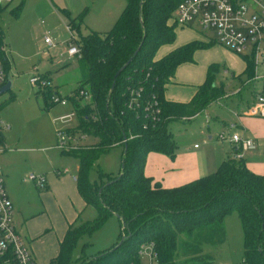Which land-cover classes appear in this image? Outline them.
Returning a JSON list of instances; mask_svg holds the SVG:
<instances>
[{
  "label": "trees",
  "instance_id": "1",
  "mask_svg": "<svg viewBox=\"0 0 264 264\" xmlns=\"http://www.w3.org/2000/svg\"><path fill=\"white\" fill-rule=\"evenodd\" d=\"M182 1L126 0V8L107 32L82 34L85 13L71 18V37L76 36L83 51L73 94L85 92L78 99L67 96L76 107L78 126L74 132L96 138L97 143L65 152L78 159V190L97 215L80 225H70L59 254L49 264H142L143 245L152 246L158 264H212L213 257L205 253V246L225 241V219L233 213L242 223L245 262L264 264V175L234 159L224 161L212 174L177 187H164L146 175L151 152L176 156L178 145L169 128L172 122L190 120L226 96L224 87L215 82L219 65L213 64L191 101L165 98L178 66L193 61L197 50L212 45L193 41L157 58L163 46L176 41L174 16ZM2 40L0 36L1 45ZM138 49L133 61L116 76ZM245 59L247 67L240 77L253 76V62ZM8 67L6 63L9 71ZM139 86L144 87V102L153 97L159 102L160 120L152 121L143 108L136 111L128 107L130 89ZM53 91L44 93L50 98ZM118 145L124 147L125 166L120 174L101 171V183L93 182L90 173L95 163ZM117 215L124 241L96 256L76 258L80 240Z\"/></svg>",
  "mask_w": 264,
  "mask_h": 264
},
{
  "label": "rangeland",
  "instance_id": "2",
  "mask_svg": "<svg viewBox=\"0 0 264 264\" xmlns=\"http://www.w3.org/2000/svg\"><path fill=\"white\" fill-rule=\"evenodd\" d=\"M126 5V0H11L0 8L2 53L8 61H5L7 65H11L9 74L13 80L12 89L0 96V148L3 150L0 159L5 185L11 198L19 196L21 200V206L18 205V199L15 202V217H19L21 210V214L28 218L38 217V222L55 220L57 225L56 229L52 230L53 236L56 231L61 232L66 218L77 210L81 214L77 225L93 220L97 212L92 207L81 211L79 194L75 193V190L71 191L68 185L54 183L61 177L57 173L59 168H68L70 173L67 176L75 183L79 161L74 155L57 147V135L62 129L77 127L78 118L73 115L71 104H52L44 91L31 84L30 78L34 74L48 73L54 88L61 86L63 94H70L79 78V59L68 54L72 40L69 17L74 19L85 13L84 21L89 27L103 30L101 28L106 25L110 15H117L113 23L110 20L107 25L111 30ZM177 31L206 34L219 45L217 32L203 30L197 23L191 24V27L178 26ZM81 32L88 34L86 25L81 27ZM75 34L77 35L76 32ZM46 39L51 43L47 44ZM219 46L227 52H223L225 57L215 70V82L224 87L226 97L219 100L220 103L211 105L188 127L182 123H186L185 120H178L180 122L174 123L172 127L180 150L192 154L200 166L205 165L210 169L215 165L214 170L220 167L224 159L230 157L231 152L230 143L221 139V134L229 136V133L241 132L244 129L253 136L257 130L264 131V117L240 114V97L243 94L253 97L252 84L244 85L246 77L239 76L240 67L246 63V59L231 52L221 43ZM260 86L258 84L257 88ZM232 125L237 127L233 129ZM87 141L92 143L95 140L89 137ZM261 143L264 146V140H261ZM196 144L199 149L194 148ZM123 155V146L118 145L108 150L95 163L90 179L101 183V171L118 176ZM250 156L252 154H248L246 159L250 160ZM31 174L47 179L51 186L48 190L53 192L50 197L41 196L48 190H40L38 185L29 179ZM41 211L44 214L38 213ZM225 220L228 244H222L218 252H223L221 249L224 250V247L230 245L237 252L235 260H229L225 249L220 256L214 255L212 264H245L244 233L239 215L230 214ZM121 233L122 222L119 217H110L100 230L85 235L80 240L75 257H93L116 246L123 239ZM141 263L151 264L150 257L142 254Z\"/></svg>",
  "mask_w": 264,
  "mask_h": 264
},
{
  "label": "built area",
  "instance_id": "3",
  "mask_svg": "<svg viewBox=\"0 0 264 264\" xmlns=\"http://www.w3.org/2000/svg\"><path fill=\"white\" fill-rule=\"evenodd\" d=\"M11 0H0V8ZM178 26H189L197 23L203 30H215L218 41L231 51L251 59L254 65L253 76H245L244 85L252 88L253 100L245 108V114L264 117V0H183L174 16ZM69 29L74 33L72 28ZM76 35V34H75ZM46 43L51 41L46 39ZM3 47L0 44V89L10 78L6 69V59L3 57ZM68 54L81 59L83 51L74 36L69 44ZM31 84L41 91L53 89L50 101L54 105L68 106L71 104L73 115L77 116L76 107L71 98L64 97L54 88L52 80L45 75L34 74L30 78ZM260 84V88L257 85ZM144 87L130 89L128 107L133 110L143 108L152 121L160 120L161 108L155 97L147 102L142 99ZM85 96V92L72 94V97ZM90 99L89 96L86 97ZM71 115H69L70 117ZM75 128V127H74ZM74 128L58 131L57 147L64 151H78L89 148L87 135L74 132ZM134 137V136H132ZM221 139L229 140L234 145V160H242L244 153L256 151L259 148L257 140L249 135L235 132L229 136L220 135ZM0 148V154L2 153ZM29 179L36 182L40 188H46L47 180L44 176L31 174ZM146 254L151 264H158L157 256L151 245H143L140 255ZM0 264H38L23 237L19 233L14 220V205L7 192L3 166L0 159Z\"/></svg>",
  "mask_w": 264,
  "mask_h": 264
},
{
  "label": "crops",
  "instance_id": "4",
  "mask_svg": "<svg viewBox=\"0 0 264 264\" xmlns=\"http://www.w3.org/2000/svg\"><path fill=\"white\" fill-rule=\"evenodd\" d=\"M110 16L111 17L106 22V25L102 26L103 28H101V29H103V30L92 29L91 27H89V24L86 21H83L81 27L86 25L89 32L90 31L107 32L110 29L109 26H107V25H109L108 24L109 21L112 20V23H113V21L117 17V15H110ZM68 17H69V15H68ZM69 18L71 20V17H69ZM110 25H112V24H110ZM185 27H191V25L185 26ZM80 32H81V29H80ZM193 41H201L203 43L212 44V45L208 48L197 50L194 53V60L193 61L185 62V63L181 64L180 66H178L176 73H175V77L173 79V82L167 86L166 91H165V98L168 101H175V102H189V101H191L192 98L194 97V95L196 94L198 87L200 85L204 84V82L206 81L209 67L213 64L220 65V63L223 61V59L225 57V54H223V52H227L225 49H222V47L219 46L220 43H219V45H217L218 43H216V41L214 39H209L206 34L200 35L198 33H194L193 31L192 32L191 31H188V32L177 31L176 41L173 44L163 46L159 50L157 58L158 59L162 58L165 55H167L168 53L172 52L173 50H175V49H177L183 45H186L190 42H193ZM246 67H247V62L243 66L240 67L241 70H240L239 76L243 75V72L245 71ZM9 70H11V65L9 66ZM41 75H44V74H41ZM46 75H48V77L52 80L51 76L48 73ZM78 80H79V78H78ZM78 80L76 82V87L70 91L71 92L70 94L69 93L63 94L61 92V88H60L61 86H56V90L59 91L64 97L72 95L73 92L75 91V89L77 88ZM240 80L242 81V79H240ZM245 97H247L249 99H245ZM252 100H253V97L250 98L248 95L246 96L243 94L240 97L239 105L242 106V107L240 106V108H241L240 114L241 115L242 114L247 115V114H245L244 111H245L246 105L248 103H251ZM220 101L217 100V101L213 102L211 105H213L214 103H217V102L220 103ZM208 108H206L203 112H201L199 115H197L196 117H194L190 120L183 119L186 121V123H184L182 121L181 122L188 127L190 125V123H192V121H194L195 119L200 117L204 112L207 111ZM178 122H180V121H174L169 125V128H170L172 133H173L172 127H174V125H175L174 123H178ZM236 127H237L236 125H232L233 129H235ZM235 132H238V131H235ZM238 133H241L243 135H249L247 133V131L244 129H242V131L238 132ZM173 135H174V133H173ZM229 135H231V133H229ZM249 136H251L255 140H257V142L259 144V148L256 151L244 153V157L242 160L245 162V164L247 165V167L250 170H252L253 172H255L257 174L264 175V146L261 145L262 144L261 140H264V131H261V130L258 131L257 130L256 135H253V136L249 135ZM174 138L176 141L175 135H174ZM93 139L95 140L94 142L90 143L86 140V143L87 144L97 143V139L96 138H93ZM227 141L231 145V152L229 154L230 157L227 159H224L223 162L226 160H230L233 157L234 145L229 140H227ZM176 143H177V141H176ZM177 145H178V143H177ZM194 148L199 149L198 144H196L194 146ZM248 154H252V156H250V158H251L250 160L246 159ZM211 167L212 168L209 169V168H206L205 165L200 166V164H198V162H197V159L195 160V157L192 154L182 152L180 150L179 145H178L175 158H171L165 154L151 152L147 158L145 171H146V175L149 177H152L154 179V181L160 182L164 187L171 188V187L181 186L183 184L189 183L193 180H196L198 178L212 174L215 171H217V170H214V168H213V167H215V165H212ZM78 170H79V165H78ZM78 170H77V172H78ZM209 171H212V172H209ZM57 173L61 177L59 179H56L54 181V183H56L57 185H61V184L68 185V186H70L71 191L75 190V193L77 192V194H79V196L81 197V204L79 206L81 211L87 207H91V206L87 205L86 201L80 195V192L78 190L76 175L74 177L75 178V183H74L72 181V179L67 176L70 173V170L68 168L63 169V170H61L59 168L57 170ZM34 183L36 184V182H34ZM38 188L42 191H47L48 189L49 190L51 189V186L47 181L46 188L43 189V188H40L39 186H38ZM49 190L45 193H42L41 196H43V197L49 196L50 197L53 192L49 191ZM9 196H10V194H9ZM10 198H11V196H10ZM15 198L14 199L11 198V200H12L13 205H14V220H15L16 228H17V226L19 227L17 229H18L19 233L21 234V236L23 237L26 245L30 249V251L33 254L37 263L38 264H49L52 261V259H54L59 254L60 244L63 241L70 225H72L74 223H78V221L81 218V214L78 213V210L73 215L70 214V216L66 218V222L61 226V229H60L61 232L59 233L56 231L55 236H53L52 230L56 229V225H57V222L55 220L46 221V222H38V220H39L38 217L35 218L33 216L31 218H28L25 216V214H21V210H19V212H20L19 217L16 218L15 217V213H16L15 202H17L16 200L18 199V202L20 203V204L18 203V205L21 206V200L19 199V196H16ZM38 213L44 214L43 211L38 212ZM225 225H226V220H225ZM226 230H227V227H226ZM227 238H228V233H227V237L223 243L218 244V245H206L205 246V253L208 255H211L214 258V255L218 254L220 256L221 253H223L224 250L226 249V251L229 255L228 256L229 260H231V259L235 260V255L237 252H235V250H234L235 248H233L230 245H227L226 247H224L225 248L224 250L221 249L223 252H221V253H220V251L218 252V248H220V246L222 244H225V242L227 243ZM243 262L245 264H247L245 262L244 255H243Z\"/></svg>",
  "mask_w": 264,
  "mask_h": 264
},
{
  "label": "water",
  "instance_id": "5",
  "mask_svg": "<svg viewBox=\"0 0 264 264\" xmlns=\"http://www.w3.org/2000/svg\"><path fill=\"white\" fill-rule=\"evenodd\" d=\"M138 52H139V49L135 52V55L117 72L116 76H119L122 73V71L133 61L134 57L138 54ZM12 87H13V80L10 77L7 84L0 89V96L3 95L4 93L8 92L9 90H11ZM114 87H115V83H114L112 88L114 89ZM124 166H125V164L123 162L122 168H124ZM117 217H119V216L117 215ZM123 241H124V238L121 240L120 243H122Z\"/></svg>",
  "mask_w": 264,
  "mask_h": 264
}]
</instances>
